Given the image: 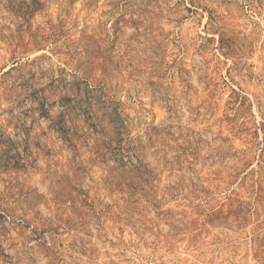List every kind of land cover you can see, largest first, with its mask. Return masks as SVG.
I'll use <instances>...</instances> for the list:
<instances>
[{"label":"rangeland","instance_id":"obj_1","mask_svg":"<svg viewBox=\"0 0 264 264\" xmlns=\"http://www.w3.org/2000/svg\"><path fill=\"white\" fill-rule=\"evenodd\" d=\"M0 264H264V0H0Z\"/></svg>","mask_w":264,"mask_h":264}]
</instances>
